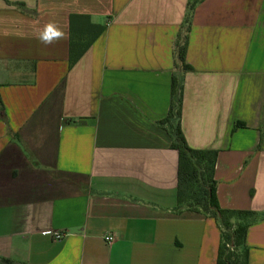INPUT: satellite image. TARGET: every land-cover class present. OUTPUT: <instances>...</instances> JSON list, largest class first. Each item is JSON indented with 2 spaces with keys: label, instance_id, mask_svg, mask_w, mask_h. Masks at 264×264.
Returning a JSON list of instances; mask_svg holds the SVG:
<instances>
[{
  "label": "crops",
  "instance_id": "obj_1",
  "mask_svg": "<svg viewBox=\"0 0 264 264\" xmlns=\"http://www.w3.org/2000/svg\"><path fill=\"white\" fill-rule=\"evenodd\" d=\"M191 3L182 133L217 150L218 206L257 214L245 244L264 264V0H0V264H216L220 228L177 208L156 123ZM70 13L106 28L69 69Z\"/></svg>",
  "mask_w": 264,
  "mask_h": 264
},
{
  "label": "trees",
  "instance_id": "obj_2",
  "mask_svg": "<svg viewBox=\"0 0 264 264\" xmlns=\"http://www.w3.org/2000/svg\"><path fill=\"white\" fill-rule=\"evenodd\" d=\"M20 8L22 4L17 3ZM194 4H188L183 24L180 26L173 43V62L179 73L171 78L169 109L165 117L157 120L158 126L167 131L171 147L178 155L176 200L177 208H186L207 215L216 220L220 228V241L217 249L216 264H248L249 250L246 246L247 230L256 219L253 211L221 208L215 194L216 180L214 169L217 150L211 148L194 149L189 146L183 135L180 123L182 114L183 73L191 70L185 62L186 46ZM106 24L91 22L89 14L69 15L68 30V68L82 57L92 43L99 38ZM64 79L56 90L62 91ZM3 104L0 99V113Z\"/></svg>",
  "mask_w": 264,
  "mask_h": 264
},
{
  "label": "clouds",
  "instance_id": "obj_3",
  "mask_svg": "<svg viewBox=\"0 0 264 264\" xmlns=\"http://www.w3.org/2000/svg\"><path fill=\"white\" fill-rule=\"evenodd\" d=\"M62 35L54 25H48L45 31L41 33V39L44 43H51L53 39L59 38Z\"/></svg>",
  "mask_w": 264,
  "mask_h": 264
},
{
  "label": "built area",
  "instance_id": "obj_4",
  "mask_svg": "<svg viewBox=\"0 0 264 264\" xmlns=\"http://www.w3.org/2000/svg\"><path fill=\"white\" fill-rule=\"evenodd\" d=\"M47 234H49L50 237H52L55 240L60 239L61 237L64 236V232H62V231H55V230L47 231ZM113 238L114 237L112 235H108V236H106L105 240H107L108 242H110Z\"/></svg>",
  "mask_w": 264,
  "mask_h": 264
},
{
  "label": "rangeland",
  "instance_id": "obj_5",
  "mask_svg": "<svg viewBox=\"0 0 264 264\" xmlns=\"http://www.w3.org/2000/svg\"><path fill=\"white\" fill-rule=\"evenodd\" d=\"M64 178V177H63ZM63 178L61 177L60 179H61V181H63ZM28 196V198L30 197V198H34V196H30V195H27Z\"/></svg>",
  "mask_w": 264,
  "mask_h": 264
}]
</instances>
